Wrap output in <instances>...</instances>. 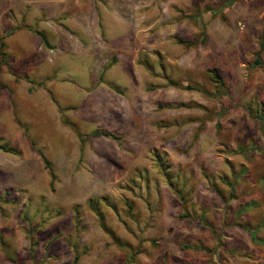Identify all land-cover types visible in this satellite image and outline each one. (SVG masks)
<instances>
[{"label": "rangeland", "instance_id": "1", "mask_svg": "<svg viewBox=\"0 0 264 264\" xmlns=\"http://www.w3.org/2000/svg\"><path fill=\"white\" fill-rule=\"evenodd\" d=\"M263 28L264 0H0V264L255 262Z\"/></svg>", "mask_w": 264, "mask_h": 264}, {"label": "trees", "instance_id": "2", "mask_svg": "<svg viewBox=\"0 0 264 264\" xmlns=\"http://www.w3.org/2000/svg\"><path fill=\"white\" fill-rule=\"evenodd\" d=\"M37 34H38V36L41 38V40L44 41V37H43V35H42L41 33H37ZM262 40H264V28H263L262 33H261L260 47H262ZM0 56H1V58H3V53H2L1 51H0ZM208 72H209V74H211V75L213 76V79L215 80V82L218 83V84L220 85V81H219L220 78H219V76H218L216 70H215V69H211V70L208 71ZM184 88L187 89V90H188V89H193V88L190 87V86H185ZM30 144L33 145L32 142H30ZM0 149H3V148L1 147ZM40 156H41V158H42V160H43V163H44L45 167H47V166H48V163L46 162V160L44 159V157H43L42 155H40ZM49 175L51 176L52 174L49 172Z\"/></svg>", "mask_w": 264, "mask_h": 264}, {"label": "crops", "instance_id": "3", "mask_svg": "<svg viewBox=\"0 0 264 264\" xmlns=\"http://www.w3.org/2000/svg\"><path fill=\"white\" fill-rule=\"evenodd\" d=\"M242 264H264V253L263 254H259L257 257V260L255 262H253V260L251 259H245L244 261H241ZM253 262V263H252ZM232 264H236L235 262H233Z\"/></svg>", "mask_w": 264, "mask_h": 264}]
</instances>
